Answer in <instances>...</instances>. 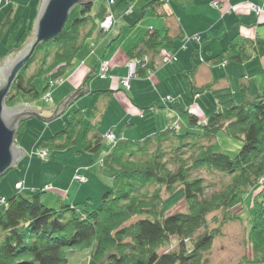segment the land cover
<instances>
[{"label":"trees","instance_id":"1","mask_svg":"<svg viewBox=\"0 0 264 264\" xmlns=\"http://www.w3.org/2000/svg\"><path fill=\"white\" fill-rule=\"evenodd\" d=\"M129 1L122 0L120 4L127 5ZM157 1L151 0L145 7L157 12ZM92 4L79 6L78 17L67 21L58 35L37 45L4 98L6 106L17 104L15 99L19 95L39 97L40 92L34 87L35 75L44 77V93L52 82L63 80L86 38L92 36L108 13L104 1L94 13H91ZM11 13L9 9L0 19V37L13 24L10 36L16 39L11 41L9 36L8 45L10 51H19L30 40L33 26H24L18 33L19 21L13 20ZM86 26L88 30L81 37V29ZM100 32L103 33L101 28ZM141 39L127 50V55L129 60L138 61L136 76L147 77L158 67L160 51L173 45V37L167 28L163 32L149 28ZM231 43L211 61L242 63L251 57L247 49L252 55L264 58L262 37L243 38L241 44ZM51 45L56 49L48 54ZM41 51L44 54L38 62L40 66L32 75L25 76V68ZM188 84L192 93L209 87L197 89L191 80ZM242 91L239 103L231 98L220 102L217 111L199 128L202 130L181 132L169 127L141 140L114 142L103 157L112 184L102 193L94 209L64 203L47 207L41 192H12L0 211V264H67L70 251L76 250H90V259L99 264H205V253L220 231V228L205 230L206 217L218 210L228 212L242 202L243 193L264 177V91L246 95L244 88ZM82 111H68L63 128L37 146L66 149L81 136L84 151H98L102 136L92 130L90 123L84 126ZM23 124L24 121L16 129L17 141L24 130ZM221 130L242 140V147L234 157L215 152L212 143H208ZM201 168L218 171L230 179L220 191L207 193L208 184L195 173ZM177 189L188 210L165 214L162 193L174 194ZM263 192L258 193L261 196ZM255 195L249 207L248 238L254 262L264 264V199L258 200L259 196ZM223 215L225 220L235 217L228 216L229 213ZM172 237L178 240L175 248L159 251L168 246Z\"/></svg>","mask_w":264,"mask_h":264},{"label":"rangeland","instance_id":"2","mask_svg":"<svg viewBox=\"0 0 264 264\" xmlns=\"http://www.w3.org/2000/svg\"><path fill=\"white\" fill-rule=\"evenodd\" d=\"M103 1L107 12L113 13L114 26L102 30L103 33L97 26L92 36L86 38L63 80L49 87L51 100L44 101L46 92L43 91L42 75L34 77V87L40 92L38 98L19 95L15 99L17 104L33 107L43 116L51 115L58 103L82 85L84 76L94 68L93 74L86 81L89 91L78 97L57 118L49 122L35 117L23 120L21 137L18 141L14 138L24 154L0 176V211L6 198L16 190L15 184L18 181L22 182V190L26 192H41V199L47 207H57L64 203L94 209L100 203L102 193L111 187L112 178L103 165V157L118 139L141 140L172 125H177L178 129L174 130L181 132L202 130L199 128L217 111L220 102L231 98L239 103L243 88L245 95L264 91V58L252 55L250 49H247V54L251 57L242 63L233 60L221 64L211 61L231 42L241 44L243 38L253 39L256 36L264 39V0H158L157 12L145 7L151 0H130L127 5H121L122 0H113L111 4L108 0H94L91 13L96 12ZM40 2L2 0L0 19L11 9L13 20L19 21L16 29L18 33L24 26L34 28ZM213 2L218 5L213 6ZM251 5L261 8L262 12H254L249 8ZM78 16L79 5H75L67 21ZM88 27L81 29V37ZM149 28L160 32L166 28L169 30L173 45L168 50L175 58L164 62L161 54L165 50H161L160 63L155 71L147 77H131L129 87L122 88L119 82L127 74V50L136 46ZM12 30L13 24H9L0 37V60L10 52L8 39ZM187 37L191 40L186 41ZM15 39L10 36L11 41ZM55 49L52 45L48 47V54H53ZM42 54L43 51L37 54L35 61L25 68V76L32 75L40 66L38 62ZM103 59L109 64V71L101 79L97 71ZM188 80L197 89L207 85L209 87L195 94L191 92ZM76 109L83 110L84 126L90 123L92 130L102 136L98 151H84L81 148V136L76 144L66 149L37 146L41 140L63 128L66 113ZM107 133H112L113 138L107 137ZM208 143H212L215 152L230 157H234L243 144L242 140L222 130L211 136ZM40 151L43 156L39 154ZM195 173L201 175L205 184H208L207 193L220 191L230 179L228 175L206 168ZM77 176L84 177L85 181L79 180ZM260 191H264V177L243 193L242 202L228 212L218 210L206 217L205 230L220 228V231L205 253V264H261L254 262L248 238L249 207L256 193L258 200L264 199V192L260 196ZM162 196L165 214L188 210L180 189L174 194L164 191ZM228 213V216L235 215L234 219H223V214ZM177 243V238L172 237L168 246L159 251L175 248ZM89 251H70L67 264H99L90 259Z\"/></svg>","mask_w":264,"mask_h":264},{"label":"water","instance_id":"3","mask_svg":"<svg viewBox=\"0 0 264 264\" xmlns=\"http://www.w3.org/2000/svg\"><path fill=\"white\" fill-rule=\"evenodd\" d=\"M93 1L41 0L35 18L33 37L21 50H11L0 60V176L16 164L24 154V150L16 145L14 138L20 122L31 117L49 122L61 115L78 97L89 91L86 81L93 74L94 68L84 76L82 85L58 103L51 115L43 116L37 109L25 104L6 106L4 99L10 92L12 83L19 71L28 64L37 45L53 38L62 31L73 6H81ZM11 57L13 58L11 59Z\"/></svg>","mask_w":264,"mask_h":264},{"label":"built area","instance_id":"4","mask_svg":"<svg viewBox=\"0 0 264 264\" xmlns=\"http://www.w3.org/2000/svg\"><path fill=\"white\" fill-rule=\"evenodd\" d=\"M2 1V0H0ZM113 2V0H108V3L111 4ZM213 6H217L218 4L216 2H213L212 3ZM249 8L251 10H253L254 12L256 11L257 13H260L262 12V9L261 8H258L256 6H249ZM114 16H113V13L112 12H108L105 17L103 18V21H100L99 22V27L102 29V30H109L112 26H114ZM186 41H189L191 40L189 37L185 38ZM162 59L164 62H168L172 59H174L175 57L173 55H171V53L168 51V50H165V51H162ZM146 60V59H145ZM101 63H99V68H98V71H97V75L99 78H104L105 75L107 74L106 72H108V62L107 60H102L100 61ZM137 66H138V61L136 60H128V62L126 63V67H127V74L125 77H122L120 79V82L121 85L124 87V88H128L129 87V82H130V79L131 77L133 76H136V72H137ZM62 81V79H58L54 82L51 83V85H54V84H59L60 82ZM44 98V101H50L51 100V96L49 94V92L47 91L45 93V95L43 96ZM172 129H178V126L177 125H172L171 126ZM107 137L109 136V138H113L112 137V133H107L106 134ZM106 137V138H107ZM110 140V139H109ZM110 141H114L113 140H110ZM39 154H41V156H43L44 154L40 151ZM85 169H88V168H85ZM77 178L81 181H85V178L82 177V176H77ZM15 189L16 190H22V182L21 181H18L16 184H15ZM47 187V186H46Z\"/></svg>","mask_w":264,"mask_h":264}]
</instances>
